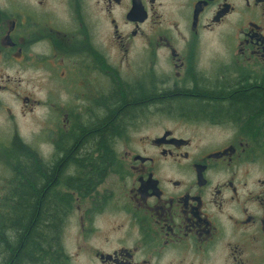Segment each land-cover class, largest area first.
I'll use <instances>...</instances> for the list:
<instances>
[{
  "label": "flooded vegetation",
  "instance_id": "1",
  "mask_svg": "<svg viewBox=\"0 0 264 264\" xmlns=\"http://www.w3.org/2000/svg\"><path fill=\"white\" fill-rule=\"evenodd\" d=\"M259 85L264 0H0V204L23 155L61 166L59 264H264ZM132 90L87 170L68 145Z\"/></svg>",
  "mask_w": 264,
  "mask_h": 264
},
{
  "label": "trees",
  "instance_id": "2",
  "mask_svg": "<svg viewBox=\"0 0 264 264\" xmlns=\"http://www.w3.org/2000/svg\"><path fill=\"white\" fill-rule=\"evenodd\" d=\"M258 87L255 94L247 91L235 94L234 98L246 101V114L256 115L260 110L264 120V85ZM138 103L139 95L133 90L116 94L111 101L115 111L113 119L99 121L90 131L83 132L81 138L68 145V153H78L76 159L81 163L87 158L90 164L86 169H93L92 166L100 161L102 149L106 148L109 134L120 131ZM23 158L21 155L20 168L23 170L19 181L10 182L12 188L6 195L7 201L4 206L0 204V264H59L66 209L65 197L56 188L61 166L38 162L31 170V161L28 158L25 162Z\"/></svg>",
  "mask_w": 264,
  "mask_h": 264
},
{
  "label": "rangeland",
  "instance_id": "3",
  "mask_svg": "<svg viewBox=\"0 0 264 264\" xmlns=\"http://www.w3.org/2000/svg\"><path fill=\"white\" fill-rule=\"evenodd\" d=\"M36 114H37V116H39V111H38V109L36 110ZM39 121V120H38ZM38 121H36V125H35V127L33 126V120L32 121H29V120H25V122L23 123V122H21V124H20V134L22 135V136H24L28 141H29V139H28V137H29V133H31V134H33L32 133V131H36V129H39L40 130V128L41 127H43V125H44V123L43 122H38ZM152 127H154V126H150V127H148V128H145L146 130V132L147 133H152V132H154L155 131V129H153ZM155 128V127H154ZM42 150L43 151H45L44 150V148H42Z\"/></svg>",
  "mask_w": 264,
  "mask_h": 264
}]
</instances>
